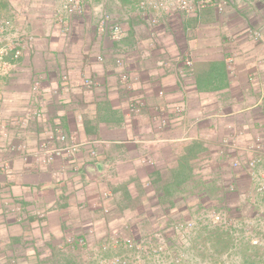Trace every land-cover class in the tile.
Returning a JSON list of instances; mask_svg holds the SVG:
<instances>
[{
  "label": "crops",
  "instance_id": "crops-1",
  "mask_svg": "<svg viewBox=\"0 0 264 264\" xmlns=\"http://www.w3.org/2000/svg\"><path fill=\"white\" fill-rule=\"evenodd\" d=\"M224 1L189 12L168 4L151 22L138 0H92L66 33L62 0H10L33 42L0 69V264H95L125 252L111 245L125 238L139 264H176L175 254L177 264L216 254L223 264H264L255 188L264 166L248 167L264 157V0ZM104 10L120 21L119 36L94 28ZM57 127L82 143L73 154L39 165L10 151L17 139L33 150ZM211 209L234 224L216 253ZM185 222L190 243L174 229ZM248 229L261 245L249 244Z\"/></svg>",
  "mask_w": 264,
  "mask_h": 264
},
{
  "label": "built area",
  "instance_id": "built-area-1",
  "mask_svg": "<svg viewBox=\"0 0 264 264\" xmlns=\"http://www.w3.org/2000/svg\"><path fill=\"white\" fill-rule=\"evenodd\" d=\"M92 0H62V7L66 14L64 21H61L62 31L68 32L70 29L71 20L76 17H81L85 14L86 5ZM141 6L144 16L147 17L151 22H155V12L168 7V4H174L176 7L185 11H195L204 8L209 5L215 4L218 10H222L225 6L224 0H199L193 3L191 0H138ZM94 22V21H93ZM96 30L100 34L110 35L111 37L119 36L122 32V25L120 21L115 18L110 12L104 10L100 16L95 21ZM254 39L260 38L259 32L253 33ZM33 42V36L24 29V24L18 22L15 14H0V69H6L10 63L17 61L24 54L25 51L31 49ZM101 59V56L97 57ZM117 64H121V59H116ZM187 64L190 63L189 60L186 61ZM124 81H127L128 77L125 73L121 75ZM90 79L86 78L84 80L85 84H89ZM31 90H30V107L32 115L39 116L40 112L36 108L40 97V77L38 75L32 76L31 80ZM131 111H137L139 105L136 103L130 104ZM82 143L78 140L77 136L72 132H67L62 128H54V131L50 133L47 137H43L38 140L36 147L33 150H27L26 144L17 139L15 142L11 143L10 151L13 154H17L23 160L28 158H33L36 164L47 165L53 160L62 155L73 154ZM6 167L8 165V160H4L1 164ZM233 166H237L238 162H233ZM258 165L264 166V157L252 158L248 162V167L255 168ZM261 177H264V173H261ZM255 188L257 192L264 195V181H256ZM208 217L213 226H218L221 229H231L233 227L232 220L230 216L223 209H211L208 211ZM264 220V215H263ZM194 226L193 222L179 223L174 226V229L179 233L183 241L186 238V232L192 229ZM252 226L248 227L251 228ZM233 229V228H232ZM234 230V229H233ZM248 229L247 231L250 232ZM248 242L252 246H259L262 243L260 237L254 233H249ZM76 243L79 245H84L85 239L77 238ZM69 243L73 242L72 238H69ZM107 244H104L103 249H106ZM112 246H121L124 250L123 253L114 254L108 257H101L95 264H137V261L133 259L130 255V251L134 249V241L131 238H125L123 240L114 239L111 241ZM162 250V246H157L151 250L152 253L156 254ZM180 256L177 255L173 258V261L179 262ZM8 264H16L11 261ZM139 264V263H138ZM221 264V263H219Z\"/></svg>",
  "mask_w": 264,
  "mask_h": 264
},
{
  "label": "rangeland",
  "instance_id": "rangeland-1",
  "mask_svg": "<svg viewBox=\"0 0 264 264\" xmlns=\"http://www.w3.org/2000/svg\"><path fill=\"white\" fill-rule=\"evenodd\" d=\"M59 1V0H58ZM193 3H196V2H198L199 0H195V1H193V0H191ZM227 1V0H226ZM11 2H10V0H5V4H4V7L3 8H1L2 9V11L0 12L1 14H9V15H11V14H13L12 13V11H14V6L12 5L11 6V4H10ZM233 6H234V4H232ZM11 7V8H10ZM13 9V10H12ZM16 11V10H15ZM209 230H211V232H212V234L214 235V237L216 238V242H215V244H214V250H215V253L216 252H218V251H220V249H221V239H220V233L222 232L221 231V228L220 227H218V226H211V228L209 229ZM208 231V230H207ZM232 231H234V230H232ZM190 243L189 242V240H185V241H182V243ZM204 242H203V240H201V241H199V245H200V248H205V244H203ZM162 246V250L160 251V252H162L163 250H164V246L163 245H161V244H158L157 246ZM157 246H153V247H150V250H152L153 248H156ZM204 251V250H203ZM124 252V251H123ZM122 252V253H123ZM159 252V253H160ZM159 253H156L157 255L159 254ZM154 254V253H153ZM131 255V257L133 256L132 254H130ZM175 256H177V254H175L174 256H172L173 258L175 257ZM180 256V255H179ZM207 256H209V257H207L206 258V260L207 261H205L204 260V256H202V258L199 260L200 262H195V263H193V264H204L203 262H210V260H211V262L210 263H208V264H219V263H221V264H223V262L221 261V259H220V257H219V255L218 254H216V255H207ZM173 258H172V260H173ZM181 258V257H180ZM135 261H137L138 260V258H133ZM139 261V260H138ZM173 263H178V262H175V261H173ZM137 264H138V262H137ZM207 264V263H206Z\"/></svg>",
  "mask_w": 264,
  "mask_h": 264
},
{
  "label": "trees",
  "instance_id": "trees-1",
  "mask_svg": "<svg viewBox=\"0 0 264 264\" xmlns=\"http://www.w3.org/2000/svg\"><path fill=\"white\" fill-rule=\"evenodd\" d=\"M4 4H5V0H0V12L2 11L1 8L4 7ZM1 14V13H0ZM222 230V229H221Z\"/></svg>",
  "mask_w": 264,
  "mask_h": 264
}]
</instances>
